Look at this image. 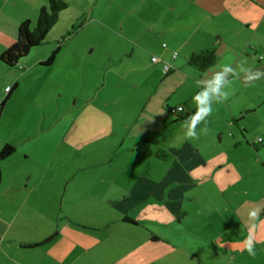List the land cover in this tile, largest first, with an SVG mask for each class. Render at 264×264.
<instances>
[{
    "label": "crops",
    "instance_id": "crops-1",
    "mask_svg": "<svg viewBox=\"0 0 264 264\" xmlns=\"http://www.w3.org/2000/svg\"><path fill=\"white\" fill-rule=\"evenodd\" d=\"M114 1L112 13L101 11L117 17L113 28L121 44L113 95L99 105L109 120L102 123L96 150L107 160L96 170L94 185L71 188L32 183L20 168L23 157L1 160L0 264H131L137 255L144 261L153 255V244L172 239L152 230L154 225L171 231L192 217L204 223L202 230L212 235V243L225 236L227 253L220 264H264V78L247 83L240 72L241 65L264 71V0ZM47 2L0 0V55L15 43L21 22L35 21ZM63 35L51 47L34 48L15 68L0 61V104L6 100L0 150L16 139L21 145L36 139L39 129L21 133L25 123L17 115L10 118L13 131L5 130L4 123L22 84L39 79L37 68ZM210 48L217 53L214 65L231 64L238 74L226 89L229 98L213 105L212 115L196 129L198 137L189 139L184 121L195 111L197 81L206 71L190 65L189 57ZM60 53L53 63L57 82L78 58L66 55L65 63ZM36 101L29 99V105ZM181 105L185 111L174 115L172 110ZM162 152L166 158L159 156ZM32 153L25 152V158ZM219 208L233 214L232 222L217 219L223 216ZM254 209H259L258 217L250 220ZM252 225L255 257L243 245ZM212 251L219 254L225 248Z\"/></svg>",
    "mask_w": 264,
    "mask_h": 264
},
{
    "label": "rangeland",
    "instance_id": "rangeland-1",
    "mask_svg": "<svg viewBox=\"0 0 264 264\" xmlns=\"http://www.w3.org/2000/svg\"><path fill=\"white\" fill-rule=\"evenodd\" d=\"M66 2L68 7L59 16L58 22L51 29L42 47H51L55 40L64 33L58 39V42L65 45L60 57L63 55L65 63H67L66 55L69 59L78 57L74 58L69 68L71 72L62 74L57 82L56 65L39 66L37 68L40 74L39 79L34 83L22 84L24 89L16 95L10 116L4 125L5 130L13 131L14 126L11 125L10 118L12 115H17V119L25 123L24 127L20 128L21 133L28 134L33 132L34 128L39 129L33 142L21 145L16 139L9 143L17 148L10 156L9 163L19 162L23 157L25 163L20 168L32 176V183L53 186L71 184V188L75 185L81 187V184L94 185L96 170L102 162L107 160L96 150L103 137L100 135L102 123L109 120L107 116L99 112V105L103 98L113 95L115 83L113 75L116 73L114 63L117 62L121 44L113 28L117 17L110 16L109 18L101 13L104 11L103 8L112 13L114 9L112 4H116V1L66 0ZM117 14H121L119 10ZM121 17L126 18L123 15ZM35 24L36 20L32 22V26L34 27ZM106 76L108 81H106ZM35 98L37 100L35 105L30 106L29 99L35 100ZM89 100L90 103H87ZM110 103L112 105L113 101L111 100ZM2 135L6 136L5 133ZM32 151V157L26 159L24 153ZM56 152L60 153L55 154ZM8 170L9 177L12 173L10 165H8ZM89 172L91 177L88 175ZM226 179L224 175V181ZM65 194L69 196L68 192ZM225 194L227 195L226 192ZM78 195L80 196L81 193L79 192ZM215 195L222 196L219 193ZM65 200L70 201L71 199L66 198ZM219 211L223 216L218 215L217 219L227 217L232 222L233 218L229 215L233 214H227L224 208H219ZM203 227L204 223L195 221L193 217L176 224L171 231L154 225L152 230L172 239L169 243L168 239H164L163 244H153V255L147 256L146 261H143L140 255L133 256L131 264H159V261L161 264H175L176 261L173 258L178 253L181 256L177 257V264L222 263L227 253L224 245L225 236H219V240L212 243L210 241L212 235L208 233V230H202ZM218 227L221 228V223ZM138 229V231H143L141 228ZM202 232L204 235H199ZM216 235L221 234L216 232ZM168 245L170 248H167ZM199 245L208 246L211 249L200 251L198 250ZM221 247L225 248V251L219 254L212 251ZM168 249L171 251L170 254H167Z\"/></svg>",
    "mask_w": 264,
    "mask_h": 264
},
{
    "label": "trees",
    "instance_id": "trees-1",
    "mask_svg": "<svg viewBox=\"0 0 264 264\" xmlns=\"http://www.w3.org/2000/svg\"><path fill=\"white\" fill-rule=\"evenodd\" d=\"M67 7L68 3L64 0H48L47 4L40 9L34 27L30 20L21 22L17 30L15 43L0 55V61L10 68H15L19 65L34 48L45 42L51 29L58 22L60 13ZM61 44L60 42L57 45L43 64L52 65L55 63L62 48ZM216 62L217 53L214 48L195 52L189 57V64L201 72L216 64ZM5 102L6 100L0 104V119ZM15 151L16 148L14 145L5 144L0 150V161L13 155ZM159 156L166 158L167 154L162 152L159 153ZM124 220L126 222L135 223V221L130 218H125Z\"/></svg>",
    "mask_w": 264,
    "mask_h": 264
},
{
    "label": "clouds",
    "instance_id": "clouds-1",
    "mask_svg": "<svg viewBox=\"0 0 264 264\" xmlns=\"http://www.w3.org/2000/svg\"><path fill=\"white\" fill-rule=\"evenodd\" d=\"M176 53H173L175 55ZM244 74V80L247 83H254L255 81L264 78V71L252 70L240 66ZM238 73L231 64L212 65L206 69L204 77L197 81L199 91L193 96V103L195 104V111L190 114L184 121L185 136L189 139L197 138V127L202 122L206 121L212 115L213 105L226 101L230 93L226 90L230 87L232 77ZM182 111L183 109H179ZM202 132L207 134V127L202 129ZM259 209L252 210L248 215L250 220L257 219ZM256 225L249 228L248 236L243 241L244 250L255 257L256 256Z\"/></svg>",
    "mask_w": 264,
    "mask_h": 264
},
{
    "label": "built area",
    "instance_id": "built-area-1",
    "mask_svg": "<svg viewBox=\"0 0 264 264\" xmlns=\"http://www.w3.org/2000/svg\"><path fill=\"white\" fill-rule=\"evenodd\" d=\"M153 60L154 61H156L157 60V58H153ZM20 67H22V66H20ZM166 72H168L169 70H170V65H166ZM12 88L11 87H8L6 90L7 91H10ZM183 109L182 111H185V107L183 106V105H181V106H178V107H176V108H174L172 111H173V113H174V115H179V112H182V111H180L179 109ZM262 141V138L260 137L258 140H257V142H261Z\"/></svg>",
    "mask_w": 264,
    "mask_h": 264
}]
</instances>
